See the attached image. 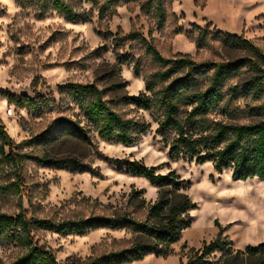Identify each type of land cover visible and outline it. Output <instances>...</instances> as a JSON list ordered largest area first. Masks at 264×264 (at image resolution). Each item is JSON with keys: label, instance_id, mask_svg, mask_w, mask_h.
Segmentation results:
<instances>
[{"label": "rangeland", "instance_id": "374dc122", "mask_svg": "<svg viewBox=\"0 0 264 264\" xmlns=\"http://www.w3.org/2000/svg\"><path fill=\"white\" fill-rule=\"evenodd\" d=\"M62 1L86 21L68 20L53 0H0V119L14 151L24 155L19 165H13L0 154V212L25 210L28 217L60 221L131 211L143 220L146 208L134 207L133 191H142L138 195L152 203L158 188L111 162L136 159L157 166L160 173L175 170L196 205L189 211L190 226L170 255L147 254L128 264H184L191 248L210 242L221 228L236 249L264 242V180L234 178L230 168L217 170L212 161L171 156L156 132L161 112L127 99L144 91L147 79L161 67L139 38L126 37L139 33L163 56L188 54L197 62L247 54L244 48L225 43L226 35L243 36L264 52V0H168L162 24L141 11L139 3L144 0L103 15L94 0ZM204 33L205 45L199 46ZM238 80L235 76L230 83ZM92 82L105 89L104 97L124 117L148 125L133 144L104 140L94 130L89 143L59 129L60 118L82 117L70 88L63 86ZM262 103L239 97L229 106L236 115L215 111L208 117L234 122L262 119L264 109L258 108ZM44 155L67 158L71 167L35 159ZM76 160L93 170L71 169ZM132 239L129 231L102 227L69 235L34 231L35 244L50 249L65 264H83L127 248ZM25 250L16 241L1 240L0 264H9Z\"/></svg>", "mask_w": 264, "mask_h": 264}, {"label": "trees", "instance_id": "16d2710c", "mask_svg": "<svg viewBox=\"0 0 264 264\" xmlns=\"http://www.w3.org/2000/svg\"><path fill=\"white\" fill-rule=\"evenodd\" d=\"M55 9L72 22L86 21L62 0H53ZM99 14L115 10L118 6L138 0H94ZM168 0H144L140 9L162 24L167 16ZM197 27V26H196ZM198 28V27H197ZM218 35H222L218 32ZM127 38H139L146 46V53L161 69L146 81L144 91L129 95L127 99L147 110L161 112L156 132L169 146L173 158L196 159L197 162L212 161L217 170L230 168L238 179L258 177L264 180V118L234 122L211 121L208 115L215 111L236 115L230 111L232 101L239 97L263 100L258 107L264 109V52L259 46L243 36L226 35L225 43L244 48L247 54L227 61L197 62L188 54L173 58L160 51L139 33H130ZM206 34L198 44L205 45ZM242 72V73H241ZM239 76V80L230 83ZM160 87L158 88V86ZM82 117L79 120L60 118L59 129L68 136L92 142L90 131L108 141L133 144L137 136L148 130V125L124 117L104 97L105 89L95 82L87 84L67 83ZM229 95L228 98H226ZM30 104L32 100L24 97ZM19 104L22 101L19 100ZM257 109V107H256ZM13 142L0 119V154L4 162L19 165L24 155L16 153ZM9 147L6 150V147ZM41 164H53L70 168L67 158L36 156ZM71 169L92 171L79 161ZM119 169L131 175L141 176L158 188L157 199L147 203L135 190L134 207L146 208L143 220L134 217L131 211L113 215H98L79 219L54 221L28 217L25 210L17 213L0 212V241H16L25 247V252L9 264H65L46 247L35 244L34 231H53L62 235L84 234L97 227L126 230L132 233V244L83 264H128L147 254L167 257L174 248L182 231L190 226L189 211L195 207L186 192V181L175 170L158 172L157 166H148L140 160L113 159ZM139 199V200H138ZM138 201V203H137ZM184 264H264V242L245 249H236L221 228L217 236L200 248L188 251Z\"/></svg>", "mask_w": 264, "mask_h": 264}, {"label": "built area", "instance_id": "2783aa9c", "mask_svg": "<svg viewBox=\"0 0 264 264\" xmlns=\"http://www.w3.org/2000/svg\"><path fill=\"white\" fill-rule=\"evenodd\" d=\"M12 112H13V109L12 108H9L8 109V115L12 114Z\"/></svg>", "mask_w": 264, "mask_h": 264}, {"label": "bare ground", "instance_id": "6f19581e", "mask_svg": "<svg viewBox=\"0 0 264 264\" xmlns=\"http://www.w3.org/2000/svg\"><path fill=\"white\" fill-rule=\"evenodd\" d=\"M3 100V99H2ZM5 101V100H4ZM4 103V102H3ZM2 105V104H1ZM12 125V124H11Z\"/></svg>", "mask_w": 264, "mask_h": 264}]
</instances>
